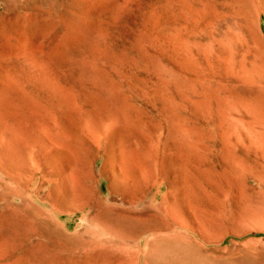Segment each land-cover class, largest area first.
I'll list each match as a JSON object with an SVG mask.
<instances>
[{
    "label": "rangeland",
    "instance_id": "1",
    "mask_svg": "<svg viewBox=\"0 0 264 264\" xmlns=\"http://www.w3.org/2000/svg\"><path fill=\"white\" fill-rule=\"evenodd\" d=\"M26 158L90 233L0 264H122L105 203L171 210L180 264H264V0H0V160Z\"/></svg>",
    "mask_w": 264,
    "mask_h": 264
},
{
    "label": "bare ground",
    "instance_id": "2",
    "mask_svg": "<svg viewBox=\"0 0 264 264\" xmlns=\"http://www.w3.org/2000/svg\"><path fill=\"white\" fill-rule=\"evenodd\" d=\"M242 146V133L238 131L237 147ZM207 150L211 151L209 147ZM236 160L243 161V154L237 153ZM35 179L34 172L29 169L27 158L8 162L0 160V258L6 259L40 248L50 252L47 254L50 261L59 248L73 244L77 236V239H81L90 233L87 225H83L79 231L70 233L67 226H61L57 222L59 212L54 209L51 200L56 199L58 193L57 195L45 193L40 198V206H34L32 202L37 200L41 186ZM83 185L89 189L92 183L84 180ZM16 198L20 199V203L14 202ZM132 202L134 201L127 203ZM44 203L47 204L46 207ZM114 208L116 207L105 203L102 211L88 213L83 220H102L117 229L114 233L119 239L118 242H115L112 236V240L105 239L99 243L106 244L108 248L118 253L122 264H180L179 259L185 257L184 243L189 244L190 241L182 229L185 228L184 224L174 217L171 210L165 211L164 214L157 211L143 214L131 206L121 207L116 212ZM6 216L12 221V231L19 235L18 243H12L1 229ZM142 242L145 246L140 250Z\"/></svg>",
    "mask_w": 264,
    "mask_h": 264
}]
</instances>
